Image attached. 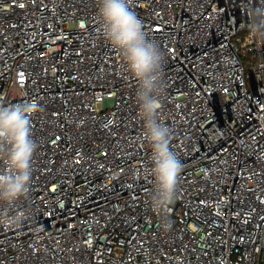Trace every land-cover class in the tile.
I'll return each instance as SVG.
<instances>
[{
    "label": "built area",
    "instance_id": "2783aa9c",
    "mask_svg": "<svg viewBox=\"0 0 264 264\" xmlns=\"http://www.w3.org/2000/svg\"><path fill=\"white\" fill-rule=\"evenodd\" d=\"M264 0H132L166 55L159 118L182 172L155 214L135 81L96 0H0V103H36L29 196L0 264H261ZM165 219L170 229L165 231Z\"/></svg>",
    "mask_w": 264,
    "mask_h": 264
},
{
    "label": "clouds",
    "instance_id": "9594fccd",
    "mask_svg": "<svg viewBox=\"0 0 264 264\" xmlns=\"http://www.w3.org/2000/svg\"><path fill=\"white\" fill-rule=\"evenodd\" d=\"M132 0H96L99 35L116 52L135 81V103L143 122V141L150 148L153 188L148 194L152 211L167 217L176 196L182 172L180 160L171 149L173 129L160 118L166 55L147 38L142 21L131 10ZM248 32L264 43V7L250 13ZM36 103H0V225L13 227L23 220L18 202L29 196L32 161L37 145L32 139V117ZM165 231L170 223L165 219Z\"/></svg>",
    "mask_w": 264,
    "mask_h": 264
},
{
    "label": "trees",
    "instance_id": "16d2710c",
    "mask_svg": "<svg viewBox=\"0 0 264 264\" xmlns=\"http://www.w3.org/2000/svg\"><path fill=\"white\" fill-rule=\"evenodd\" d=\"M261 264H264V260L261 262Z\"/></svg>",
    "mask_w": 264,
    "mask_h": 264
}]
</instances>
